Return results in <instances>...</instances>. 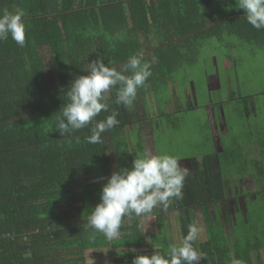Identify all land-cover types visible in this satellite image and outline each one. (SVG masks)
I'll return each instance as SVG.
<instances>
[{
  "label": "trees",
  "instance_id": "trees-1",
  "mask_svg": "<svg viewBox=\"0 0 264 264\" xmlns=\"http://www.w3.org/2000/svg\"><path fill=\"white\" fill-rule=\"evenodd\" d=\"M236 3L0 0V12L23 9L26 13L25 46L20 47L11 37L0 42V264H132L137 254L150 255L155 250L166 254L170 245L187 235L190 224L198 225L196 209L203 213L207 227L206 237L200 235L194 242L205 257L200 264H232L234 259L241 264H264V231L257 230L264 225V210H254L264 197V152H259L264 134L253 124L254 117L251 123L245 117L255 103L242 96L243 109H235L245 131L237 129V138L227 141L230 112L223 105L234 98L225 78L220 92L225 89L229 97L212 99L209 93L204 104L206 116L212 104L215 119L208 123L210 135L201 142L209 150L193 155L202 174L188 175L189 193L184 186L183 199L173 201L175 235L168 231L165 210L158 208L144 217L125 218L121 236L115 240L102 233H95L93 239L83 231L112 172L118 167L130 168L136 155L144 154L146 135L161 132L155 120L163 117L173 124L169 105L181 109L182 92L177 88L171 92L169 85L182 67L197 63L204 43L212 38L225 42L228 35L231 40L264 48V29L250 25ZM137 54H142L143 62H152V75L128 108L115 104L112 90L109 110H102L95 119L104 120L115 110L120 124L103 133L101 143H88L91 124L64 136L55 131L61 108L67 103V89L77 76L85 74L88 63L100 59L119 70ZM197 89L195 84L185 86L182 103L186 108V92L196 101ZM153 104L157 106L155 116L150 111ZM220 104L225 132L219 125ZM244 134L252 139L248 143L256 136L254 148L242 144ZM228 176L241 179L237 186L242 194L233 198L237 202L247 198L245 215L225 212ZM146 217L149 224L155 220L157 225L150 232L151 240L147 239ZM104 248L113 252L107 256L88 253Z\"/></svg>",
  "mask_w": 264,
  "mask_h": 264
},
{
  "label": "clouds",
  "instance_id": "clouds-1",
  "mask_svg": "<svg viewBox=\"0 0 264 264\" xmlns=\"http://www.w3.org/2000/svg\"><path fill=\"white\" fill-rule=\"evenodd\" d=\"M247 22L264 29V0H237ZM26 13L23 9L0 12V42L9 37L20 47L26 42ZM152 62H143L142 54L133 55L119 70L96 59L86 65L85 74L77 76L67 89V103L61 108L55 131L61 136L92 125L87 137L90 144L102 142V134L118 126L119 113L115 110L104 120L95 118L110 107V93L115 89V104L130 107L152 75ZM188 169L180 160L168 154L144 153L136 155L132 166L113 171L100 192V202L92 208L83 224V231L91 238L102 233L108 240L121 236L125 218L144 217L160 208L167 210L173 201L183 199ZM202 229L196 223L189 225L188 233L179 242L170 245L166 254H137L132 264H200L205 258L195 247ZM135 251V249H133ZM232 264H241L234 259Z\"/></svg>",
  "mask_w": 264,
  "mask_h": 264
},
{
  "label": "rangeland",
  "instance_id": "rangeland-1",
  "mask_svg": "<svg viewBox=\"0 0 264 264\" xmlns=\"http://www.w3.org/2000/svg\"><path fill=\"white\" fill-rule=\"evenodd\" d=\"M224 41L225 42L220 41L217 38L207 40L204 43V47L201 49L200 58L197 63L186 67V69L184 66L179 72H176V81L169 85V89L171 92H174V88L181 89L179 93L182 92V96L179 98V106L182 108L177 110L174 104L169 105V109L173 112L171 115L173 124L163 117L156 119L155 123L158 125V128H161V132L159 130L158 132L152 131L144 138V153L175 156L180 160L182 167L188 169V175H195L196 177L202 174V169L200 162L194 157H198L203 151L209 150V148L203 146L201 142L206 135H210V126L208 123L215 119V115L213 116L212 104L208 106L210 113L207 115L209 117L211 116V119H208L206 116L207 108H205L204 104L208 101L209 93L212 99H221L222 96L223 99L229 97L225 89L220 92V84L223 82L224 78L228 83V93L230 94L233 92L231 95L233 97L231 98H234L233 101L225 102L226 105H223L226 111L230 112L227 122L231 130L229 135L225 136L227 141H233L234 138H237V129H239V131H245L242 121L239 120L241 117L235 109H243V100L245 98L255 103V105L251 107V112H249L247 116L245 115V117L249 118L250 123L251 117H254L253 120L255 122L253 121V124L258 125L260 128L259 131L261 134H264V48L256 47L236 39L231 40L228 35L224 37ZM193 84L199 89V91L198 89L196 90L197 96H195L197 102L192 101V97L186 92L187 105L189 106L186 108L182 103L184 99L183 90L185 86L191 85L192 87ZM232 86H234L233 89ZM214 90L215 92H213ZM191 95L193 96V94ZM242 96H244V99L241 98ZM193 103L194 106L192 107ZM223 107L220 104L221 116L219 117V125L221 131L225 132L226 121ZM156 108L157 106L155 104L150 106V111L154 116L156 115ZM215 113L218 114L217 111ZM151 120L152 126L154 127L153 118H151ZM241 138L240 141L242 144H247L246 147L249 149L256 146V136L250 143L248 142L252 139L248 138L245 134ZM199 143H201V145ZM218 146L220 145L218 144ZM261 151L264 152V143L259 147V152ZM190 156L193 157L190 158ZM212 164L213 168L217 169V163L214 162ZM187 176L185 178V189L186 192L189 193L188 183L186 181ZM255 180L259 183L258 179ZM240 181L241 179H238V177L232 179L229 178V176L225 180L227 188L225 212H228L230 216H233L237 211L242 215L246 213L247 208L245 200L247 198L240 199L238 202L233 198L242 194V189L237 186ZM248 199L253 200L254 197L248 196ZM256 203H258V205H254V210L255 207L264 210V197ZM174 205L175 203L173 202L172 206L165 211L167 228L172 236L175 235V223L172 219L173 211L176 209ZM158 211H160V208H158ZM253 214L256 215L255 212ZM262 214L264 216V211ZM195 219L202 229L200 233L201 237H206L207 227L203 213L199 209L195 210ZM226 219L228 222L231 218L227 217ZM262 219H264V217ZM144 222L147 239L151 240L150 232L157 230L156 222L153 220L149 224L147 217L144 218ZM261 223H264V220H262ZM257 230L264 231V225ZM112 252L111 248H104L92 250L88 253L91 255L107 256Z\"/></svg>",
  "mask_w": 264,
  "mask_h": 264
}]
</instances>
